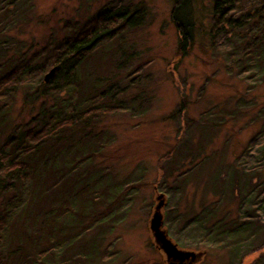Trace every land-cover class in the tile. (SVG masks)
Listing matches in <instances>:
<instances>
[{
  "label": "rangeland",
  "instance_id": "374dc122",
  "mask_svg": "<svg viewBox=\"0 0 264 264\" xmlns=\"http://www.w3.org/2000/svg\"><path fill=\"white\" fill-rule=\"evenodd\" d=\"M23 1L17 16L5 23L8 38L22 44L23 51L30 44L34 51L50 39L59 41L107 6L128 10L131 17L119 36L102 43L84 62L85 81L114 77L117 82L118 77V84L125 85L120 97L125 109L102 117L104 147L88 178L102 176L97 186L109 193L112 188L115 197H104L105 217L83 232L70 251L102 242L86 264H164L165 255L150 237V219L163 194V227L179 248L199 254L192 264H240L259 236L244 235L234 250L225 245L232 238L211 246L203 231L185 226L198 214L203 225L212 219L202 205L217 199L212 195L223 183L218 175L228 176L222 167L237 159L263 122L264 81L247 82L237 72V62L225 58L229 45L215 54L210 49L213 0H189L184 6L183 16L190 18L191 12L194 22L193 43L185 52L178 47L180 35L171 18L174 0ZM23 90H17L13 103L15 121H27L38 108L37 102L25 105ZM250 205L244 201L243 210ZM107 250L109 258H104Z\"/></svg>",
  "mask_w": 264,
  "mask_h": 264
},
{
  "label": "trees",
  "instance_id": "16d2710c",
  "mask_svg": "<svg viewBox=\"0 0 264 264\" xmlns=\"http://www.w3.org/2000/svg\"><path fill=\"white\" fill-rule=\"evenodd\" d=\"M22 2L0 0V264H86L102 242L70 250L83 232L105 217L101 207L109 196L115 197L112 188L109 193L97 186L102 176L88 178L95 155L104 147L102 117L125 109V99L120 98L125 85L118 84V77L117 82L114 77L85 81L83 67L97 47L127 28L131 17L128 10L107 6L59 41L50 39L34 51L30 44L23 51L5 24L17 16ZM188 2L174 0L171 12L183 52L194 39L192 14L183 16ZM207 39L214 54L224 43L229 45L225 58L237 62V72L246 75L247 82L263 83L264 0H213ZM54 66L53 76L44 81V73ZM19 88H24L25 105L38 103L27 121L12 117ZM245 88L248 92L250 87ZM260 111V128L237 159L224 164L228 176L218 175L223 183L212 195L217 199L202 205L212 219L205 225L200 214L185 220V226L209 236L211 246L232 238L225 245L236 250L244 235L259 236L258 245L245 256L258 252L249 264H264V107ZM244 201L251 204L249 210H243ZM221 204L227 208L224 213ZM232 204L236 208L228 209ZM103 256L109 258L108 250Z\"/></svg>",
  "mask_w": 264,
  "mask_h": 264
},
{
  "label": "water",
  "instance_id": "95a60500",
  "mask_svg": "<svg viewBox=\"0 0 264 264\" xmlns=\"http://www.w3.org/2000/svg\"><path fill=\"white\" fill-rule=\"evenodd\" d=\"M55 70V66L50 68V70L44 75V81H48L53 76ZM162 197L163 194L158 196L160 202L157 204L156 210L150 219V237L154 242L156 249L165 255V259L163 261L164 264H192L196 261L199 254L193 250L179 248L177 243L172 240L166 229L163 227V218L160 213V208L164 202ZM257 256V252L252 253L250 259H248V256V258H244L243 264L251 263Z\"/></svg>",
  "mask_w": 264,
  "mask_h": 264
}]
</instances>
